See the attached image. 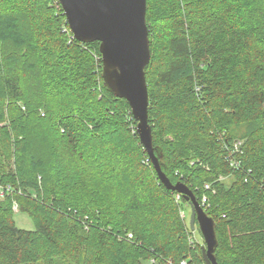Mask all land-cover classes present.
Listing matches in <instances>:
<instances>
[{
  "label": "trees",
  "instance_id": "16d2710c",
  "mask_svg": "<svg viewBox=\"0 0 264 264\" xmlns=\"http://www.w3.org/2000/svg\"><path fill=\"white\" fill-rule=\"evenodd\" d=\"M146 21L161 169L218 264H264V0H147ZM137 123L60 1L0 0V264H206Z\"/></svg>",
  "mask_w": 264,
  "mask_h": 264
},
{
  "label": "water",
  "instance_id": "95a60500",
  "mask_svg": "<svg viewBox=\"0 0 264 264\" xmlns=\"http://www.w3.org/2000/svg\"><path fill=\"white\" fill-rule=\"evenodd\" d=\"M58 1L61 2L74 37L84 43L99 42L105 83L119 97L129 102L131 112L138 121L137 131L141 142L146 147L161 180L168 188L177 190L185 199L190 200V223L192 228H195L197 223L205 240L202 253L206 264H218L214 253L218 244L215 220L207 214L189 186L183 182L175 185L170 183L154 153L145 70L151 60L146 21L147 0H132L131 5H124L125 0ZM114 20L126 22L122 32L111 27L110 22ZM119 63H125L129 69L133 87L114 86L116 85L115 75L122 71ZM112 65H115V72L110 71Z\"/></svg>",
  "mask_w": 264,
  "mask_h": 264
},
{
  "label": "snow or ice",
  "instance_id": "6c2138e0",
  "mask_svg": "<svg viewBox=\"0 0 264 264\" xmlns=\"http://www.w3.org/2000/svg\"><path fill=\"white\" fill-rule=\"evenodd\" d=\"M132 0H125L124 5H131ZM126 22L123 20H114L110 22V25L113 29L122 32L125 28ZM119 67L122 69L120 73L115 75L116 85L122 87H133V82L130 76L129 69L126 67L125 63H119ZM111 72H115V65H112L110 68Z\"/></svg>",
  "mask_w": 264,
  "mask_h": 264
},
{
  "label": "built area",
  "instance_id": "2783aa9c",
  "mask_svg": "<svg viewBox=\"0 0 264 264\" xmlns=\"http://www.w3.org/2000/svg\"><path fill=\"white\" fill-rule=\"evenodd\" d=\"M234 167H238L239 166V164H240V162L239 161H236V160H234L232 163H231ZM206 187L207 188H209V184H207L206 185ZM3 195V194H2ZM176 199L178 200V201H181V196H180V194H177L176 195ZM206 201V197H204L203 198V203ZM203 207V206H202ZM15 209H17V207L15 206ZM181 217L182 218H184V219H186L187 220V222H189L190 223V216L187 214V212L185 211V210H181ZM197 226L195 225V228H192L191 227V232H192V235H190V241L191 242H200L201 241V238L198 236V234H197ZM130 236H132V234H130ZM152 263H154L155 261H157L156 259H154V258H152L151 260H150ZM157 263V262H156ZM180 264H191L188 260H182L181 261V263Z\"/></svg>",
  "mask_w": 264,
  "mask_h": 264
},
{
  "label": "rangeland",
  "instance_id": "374dc122",
  "mask_svg": "<svg viewBox=\"0 0 264 264\" xmlns=\"http://www.w3.org/2000/svg\"><path fill=\"white\" fill-rule=\"evenodd\" d=\"M17 210L18 209H16V211H15L16 212L15 213V221H16L18 227H21V228H24V229H34V223L30 219V217L27 214H25V213L18 212ZM187 214L190 216L191 207L188 209ZM197 234L201 238V236H200L198 231H197ZM149 264H151V263H149ZM156 264H159V263H156Z\"/></svg>",
  "mask_w": 264,
  "mask_h": 264
}]
</instances>
